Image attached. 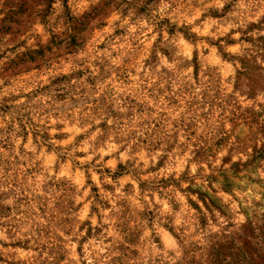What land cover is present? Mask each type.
<instances>
[{
	"label": "clouds",
	"instance_id": "1",
	"mask_svg": "<svg viewBox=\"0 0 264 264\" xmlns=\"http://www.w3.org/2000/svg\"><path fill=\"white\" fill-rule=\"evenodd\" d=\"M106 6L52 4L69 36L72 20ZM120 20L106 15L89 53L25 72L0 61V104L10 106L0 154L11 165L6 178L0 166V190L17 194L2 201L13 208L0 219L5 261L50 264L58 247L59 264H185L210 233L248 223L245 198L264 182V137H253L264 122V0H158L126 35L111 26ZM37 34L28 45L57 51L54 26ZM234 166L242 190L229 191L220 173L236 180Z\"/></svg>",
	"mask_w": 264,
	"mask_h": 264
},
{
	"label": "rangeland",
	"instance_id": "2",
	"mask_svg": "<svg viewBox=\"0 0 264 264\" xmlns=\"http://www.w3.org/2000/svg\"><path fill=\"white\" fill-rule=\"evenodd\" d=\"M53 3L54 0H0V61L9 63L13 72L31 71L34 68H40L41 65L47 66L58 54L76 53L78 49L89 53L95 43L92 39L94 29L112 11H119L121 20L111 26L115 27L122 24L117 34L126 35L129 26L136 24L139 19L145 16H150L152 7H155L158 0H108V4L111 7L106 6L105 9L94 10L83 21L72 20L71 36H69L65 28L67 21L60 20V9L59 7L53 9ZM212 15H215V13L213 12ZM125 18L128 19L127 24L123 23ZM68 19L71 20L70 17ZM40 25H43L46 29L54 26L57 32V35L53 36V40L56 41L57 51L51 52L46 57L42 56L40 51L36 49V45L40 42V36L37 34L38 26ZM44 34L47 35V31ZM33 36H35L36 45H28L27 40L32 39ZM61 36H63V39H61ZM261 41H264V37L261 38ZM260 46L264 47V43H261ZM44 71H46V67L42 68L40 72H33L31 79L35 80ZM256 75L258 84H264V76ZM8 82L5 79V83L7 84ZM9 110V105L0 104V113H6ZM253 127L257 129L253 133V137L256 135L264 137V122L259 126L253 125ZM207 155L201 150L198 158L206 160ZM262 157H264V152L257 159ZM225 162H227V158ZM0 166L3 167L6 178L7 173L11 170V165L2 154H0ZM220 174L224 177L221 183L227 190L231 191L232 188L242 190L239 179L244 177H238L235 166L232 176L238 177L236 180L230 181L223 170ZM13 182L18 183L16 180ZM6 186L7 179H0V189ZM194 191H199V189ZM16 195L12 190H0V219L10 216L13 211L12 207L3 204L2 201ZM200 195L203 198L207 193L201 192ZM256 195H259L261 199L256 200ZM25 200L26 198L18 200L16 204L24 203ZM245 201L249 202V206L243 209L248 223L240 226L239 218L235 217L237 220L235 225L229 224L228 228L222 229L218 233H210L201 242L202 247L196 248L193 245V251L197 254L198 259L196 257L190 260L186 258L185 264H264V182H259V187L254 188L253 195L245 198ZM41 211H43V208H41ZM53 219L60 224L63 223L59 216H55ZM141 219L151 221L152 216L150 213L145 212L141 214ZM123 226L130 234L131 242L136 243L137 231L127 227L126 219ZM204 227L210 232V225H205ZM54 228L55 225L53 226V231ZM53 231L46 229L41 239L51 243ZM13 246L15 247L16 245ZM21 246L26 247L27 242H24ZM53 251L56 252L57 259L51 261L50 264H59L60 260L64 258L60 255L62 249L54 247ZM0 264H14V262L5 261L4 254L0 253ZM19 264H23V262H19ZM69 264H72V262L70 261ZM149 264H151V261H149Z\"/></svg>",
	"mask_w": 264,
	"mask_h": 264
}]
</instances>
